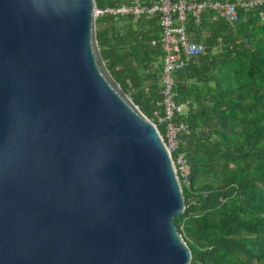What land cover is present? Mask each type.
I'll list each match as a JSON object with an SVG mask.
<instances>
[{
	"label": "water",
	"instance_id": "1",
	"mask_svg": "<svg viewBox=\"0 0 264 264\" xmlns=\"http://www.w3.org/2000/svg\"><path fill=\"white\" fill-rule=\"evenodd\" d=\"M94 0H0V264H189L155 125L99 53Z\"/></svg>",
	"mask_w": 264,
	"mask_h": 264
},
{
	"label": "trees",
	"instance_id": "2",
	"mask_svg": "<svg viewBox=\"0 0 264 264\" xmlns=\"http://www.w3.org/2000/svg\"><path fill=\"white\" fill-rule=\"evenodd\" d=\"M211 17L205 13L196 24L187 16L186 33L204 51L171 75L172 102L187 106L172 118L184 125L176 154L187 165V185L178 177L184 209L173 223L190 251L189 264L264 263V0L239 8L233 24ZM159 31L158 16L95 20L106 69L163 136L153 116H162V51L151 45Z\"/></svg>",
	"mask_w": 264,
	"mask_h": 264
},
{
	"label": "built area",
	"instance_id": "3",
	"mask_svg": "<svg viewBox=\"0 0 264 264\" xmlns=\"http://www.w3.org/2000/svg\"><path fill=\"white\" fill-rule=\"evenodd\" d=\"M262 0L236 1L229 3L227 1L207 0H127L126 3L115 6H105L98 8L93 3V18L101 17H129L135 22L139 18H151L158 16L159 38L152 41L160 45L162 51L160 84L162 96V116L155 111L153 116L157 123L164 126V134L161 136L164 146L170 155L174 172L187 185L185 175L187 165L182 155L176 154L177 135L184 130V125L179 122H172L173 116L182 115L187 109L186 103L175 105L172 102L171 88L173 84L172 73L181 70L190 60L200 55L204 51L201 42L193 41L186 33L185 24L187 16L194 18L198 23L199 18L208 12L212 13L213 21L221 20L227 24L236 23L239 19L238 9H252L260 5ZM155 125V124H154ZM156 127V125H155ZM173 155V159L171 157Z\"/></svg>",
	"mask_w": 264,
	"mask_h": 264
},
{
	"label": "rangeland",
	"instance_id": "4",
	"mask_svg": "<svg viewBox=\"0 0 264 264\" xmlns=\"http://www.w3.org/2000/svg\"><path fill=\"white\" fill-rule=\"evenodd\" d=\"M253 264H264V263H253Z\"/></svg>",
	"mask_w": 264,
	"mask_h": 264
}]
</instances>
